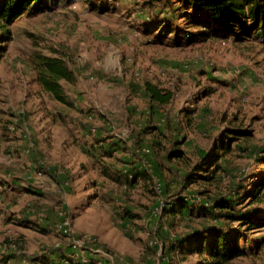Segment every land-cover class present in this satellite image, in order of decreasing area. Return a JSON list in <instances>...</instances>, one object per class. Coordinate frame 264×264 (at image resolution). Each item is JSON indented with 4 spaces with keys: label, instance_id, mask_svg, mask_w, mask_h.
Wrapping results in <instances>:
<instances>
[{
    "label": "rangeland",
    "instance_id": "1",
    "mask_svg": "<svg viewBox=\"0 0 264 264\" xmlns=\"http://www.w3.org/2000/svg\"><path fill=\"white\" fill-rule=\"evenodd\" d=\"M178 6L44 0L12 24L0 23V47L5 30L10 37L0 58L2 259L190 264L198 258L182 262L179 250L170 254L173 231L220 228L242 232L238 245L247 255L230 264H264L263 229L240 228V220L212 207L199 210L206 216L173 212L172 221L165 212L177 202L184 168L210 161L226 123L237 118L247 139L233 142L214 191L239 212L264 214V202L250 201L264 179V39L164 21L177 16ZM167 25L171 33L162 32ZM52 50L69 57L76 83L62 85L71 108L36 84L31 61ZM147 82L171 90V102L152 107ZM189 109L193 127L181 120ZM16 113L21 117L14 125ZM198 114L207 120L197 127ZM174 149L183 155L168 157Z\"/></svg>",
    "mask_w": 264,
    "mask_h": 264
},
{
    "label": "trees",
    "instance_id": "2",
    "mask_svg": "<svg viewBox=\"0 0 264 264\" xmlns=\"http://www.w3.org/2000/svg\"><path fill=\"white\" fill-rule=\"evenodd\" d=\"M44 0H0V23L1 26L12 24L26 10L34 9L40 6ZM172 3H178L177 16L168 15L164 21H171L174 18L177 23L181 20L188 24L187 28L203 27L208 29V33L215 35H230L239 34L264 39V0H166ZM192 15H191V14ZM161 13L152 16L153 20L160 18ZM176 24V23H175ZM177 25V24H176ZM155 31H156V27ZM172 27L169 25L162 27V32L171 33ZM9 31L5 30L3 35V46L0 47V58L6 52V44L10 39ZM206 37L209 35L206 34ZM67 54L63 51L52 50L49 55L35 54L31 61V68L35 75L37 87L40 91L48 94L59 105L67 108L73 107L70 101L66 98L62 83L66 82L70 85H75L76 80L74 73L68 66ZM146 94L149 104L154 107H162L171 102L173 92L169 89L159 87L152 83H145ZM213 93L212 90L204 91L205 96ZM184 112V111H182ZM194 109H189L186 116L181 119L186 121L193 127L192 114ZM183 114V113H182ZM226 114H222V123L226 122ZM204 115L198 114V123L194 126H200L204 123ZM237 118H232L226 127V134L222 138L221 143L216 142V149L210 155L212 159L206 161H195L191 167L184 168L183 176H179L182 188L177 195V202L165 212L168 215V220H175L177 216L183 218L187 213L194 216L198 214L206 216L207 213L199 210L209 209L212 207L215 210L225 214L231 220H240V228L245 227V230L263 229L264 230V214H256L257 210L239 212L234 205L227 200L224 194L216 193L214 188L219 184V176L223 167L222 160H226L232 153L231 146L233 142L238 140L245 132L241 130ZM247 139V137H246ZM183 154L179 149H174L168 153V157H181ZM184 167V166H183ZM223 171L225 169L223 168ZM135 179L131 182L134 183ZM260 189V187H262ZM259 188H255L250 194L251 205L256 203L262 204L264 201L260 199V195L264 194V179L258 184ZM192 192V193H190ZM197 199V201H194ZM211 204V205H206ZM199 208V209H198ZM195 211V212H194ZM237 212H239L237 214ZM247 212V213H246ZM174 216V217H173ZM177 217V218H179ZM171 230V229H170ZM189 234L173 231L175 233L174 240L170 241V254L175 255V251L179 250L178 257L182 262H187L190 258H198L197 263L190 264H230L238 258L247 255L246 251L239 247L242 232L239 229L220 228L212 230L195 231L190 228ZM207 231V232H206ZM236 232V233H235ZM61 238V237H60ZM62 239V238H61ZM189 239V241H187ZM264 241V239H263ZM262 241V242H263ZM261 242V243H262ZM1 257V256H0ZM176 257V256H175ZM12 257H4L0 259V264H8ZM57 264H62L61 261ZM52 264L51 261L40 259L35 260V264Z\"/></svg>",
    "mask_w": 264,
    "mask_h": 264
},
{
    "label": "built area",
    "instance_id": "3",
    "mask_svg": "<svg viewBox=\"0 0 264 264\" xmlns=\"http://www.w3.org/2000/svg\"><path fill=\"white\" fill-rule=\"evenodd\" d=\"M20 114L19 113H16L14 116H13V119H12V121L14 122L13 124L15 125V124H17L18 122H19V120H20ZM139 151H136V153H138ZM146 152H149V150H147ZM46 169L47 170H49V168L48 167H46ZM113 169V168H112ZM128 177H131V180H130V182L133 180L132 179V175L131 174H128L127 175ZM129 182V183H130ZM126 187H127V185H126ZM123 188H124V190H125V183L123 184ZM158 198V197H157ZM164 204V206H166V203H163ZM161 210H159V211H157V215H159L160 216V214H161ZM158 216V217H159ZM62 238H64L63 236H61ZM65 239V238H64ZM151 243V242H150ZM2 249V247L0 246V250ZM73 258H75V256H72V259H66V257H64V259H63V262H62V264H76V263H74L73 262V260H76V259H73ZM79 264H98V262L97 261H93L90 257L89 258H83L82 259V261H81V263H79Z\"/></svg>",
    "mask_w": 264,
    "mask_h": 264
},
{
    "label": "crops",
    "instance_id": "4",
    "mask_svg": "<svg viewBox=\"0 0 264 264\" xmlns=\"http://www.w3.org/2000/svg\"><path fill=\"white\" fill-rule=\"evenodd\" d=\"M63 84V83H62ZM8 264H11V262H9Z\"/></svg>",
    "mask_w": 264,
    "mask_h": 264
}]
</instances>
